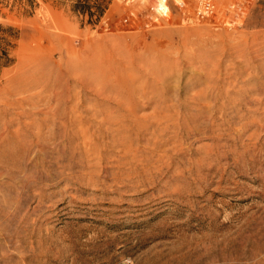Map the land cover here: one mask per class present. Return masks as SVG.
<instances>
[{
  "label": "rangeland",
  "instance_id": "rangeland-1",
  "mask_svg": "<svg viewBox=\"0 0 264 264\" xmlns=\"http://www.w3.org/2000/svg\"><path fill=\"white\" fill-rule=\"evenodd\" d=\"M0 0V264H264V0Z\"/></svg>",
  "mask_w": 264,
  "mask_h": 264
},
{
  "label": "built area",
  "instance_id": "built-area-1",
  "mask_svg": "<svg viewBox=\"0 0 264 264\" xmlns=\"http://www.w3.org/2000/svg\"><path fill=\"white\" fill-rule=\"evenodd\" d=\"M196 16L200 18H208L216 13L215 5L212 0H196Z\"/></svg>",
  "mask_w": 264,
  "mask_h": 264
}]
</instances>
